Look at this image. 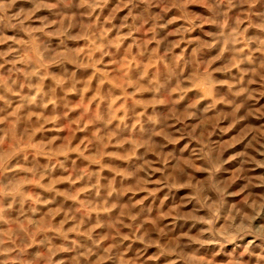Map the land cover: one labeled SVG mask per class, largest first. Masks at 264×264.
<instances>
[{"label":"rangeland","instance_id":"rangeland-1","mask_svg":"<svg viewBox=\"0 0 264 264\" xmlns=\"http://www.w3.org/2000/svg\"><path fill=\"white\" fill-rule=\"evenodd\" d=\"M0 264H264V0H0Z\"/></svg>","mask_w":264,"mask_h":264}]
</instances>
